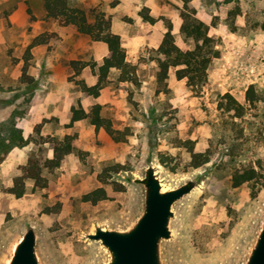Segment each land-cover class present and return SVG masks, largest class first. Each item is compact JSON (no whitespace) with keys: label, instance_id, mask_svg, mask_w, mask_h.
<instances>
[{"label":"rangeland","instance_id":"obj_1","mask_svg":"<svg viewBox=\"0 0 264 264\" xmlns=\"http://www.w3.org/2000/svg\"><path fill=\"white\" fill-rule=\"evenodd\" d=\"M24 1L25 18H12ZM38 1L0 0V264L7 263L29 225L39 231L45 264H103L104 249L84 235L98 225L126 227L138 217L143 192L129 179L143 176L150 157L168 188L202 176L201 185L176 206L174 237L166 245L168 263L241 264L264 217V0H191L196 16L210 26V35L223 39L222 55L201 90L178 80L175 68L167 84L159 85L157 49L139 46L136 54L125 49L127 58L136 61L129 63L136 68L137 80L120 82L119 72H112L99 97L88 95L80 85L98 83L105 58H96L105 50L97 41L67 42L69 56L89 65L80 76L73 65L69 73L70 62L57 63L55 73L45 68L41 53L27 56L28 47L42 35H49L48 52L63 41L55 21H40L45 7ZM69 2L92 11L93 19L111 18L119 31L130 25L129 33L150 32L143 25L144 15L151 12L145 1ZM153 2L166 31L167 24H173L177 44L184 50L194 48L181 32L185 0ZM233 21L238 32L230 30ZM37 29L43 32L35 34ZM252 86L255 102L247 97ZM65 94L69 98L58 100ZM227 94L238 102L242 117L228 110ZM78 102L88 112L100 104L102 115L116 129L130 128L127 140L115 142L89 120L69 127L70 103L73 107ZM13 126L21 135L8 131ZM67 135H76L75 151L59 168L44 166L54 156L50 142H61ZM9 144V152L1 147ZM194 153H205L208 163L195 167ZM31 159L42 164L45 187L31 178L19 180ZM116 167L122 170L116 173ZM239 170H254L256 176L234 187ZM101 174L109 183L102 182ZM22 182L26 193L18 197L14 191ZM117 183L125 190L118 191ZM99 187L107 189L109 199L96 205L83 201Z\"/></svg>","mask_w":264,"mask_h":264},{"label":"trees","instance_id":"obj_2","mask_svg":"<svg viewBox=\"0 0 264 264\" xmlns=\"http://www.w3.org/2000/svg\"><path fill=\"white\" fill-rule=\"evenodd\" d=\"M44 7L47 12V17L56 20L62 26H74L77 30L90 36L94 41L104 42L108 45L109 55L105 57L103 64L99 67L98 83L92 87L88 86L84 81H80L82 90L88 95L99 97L101 90L108 83V78L112 72H119L118 81L120 82H135L137 80L136 68L127 62V54L122 46L121 36L112 32V20L104 15H96L92 18V11H87L81 7L72 6L69 0H43ZM186 9L182 11L181 17L183 24L181 32L186 40H192L195 43L194 48L184 50L176 42V37L173 32V24H167V32L164 35L163 42L158 53L157 66V82L159 85H166L169 79L171 69L175 68L178 80H186L190 88L195 91L201 90L202 87L208 83L209 72L214 65L215 60L222 55L220 46L223 45L221 37L210 35V26L196 16V9L192 5L191 0H185ZM144 18L150 23H155L157 20L149 14H145ZM93 19V20H91ZM217 23H214V26ZM230 30L238 32V27L233 21L230 23ZM49 40L47 35H42L32 42L27 49V56L31 57V50L37 45L47 43ZM76 74H80L81 70L87 63L73 62ZM248 101L255 102L256 92L255 87L252 86L247 93ZM229 99L228 110H236V117H242L243 111L240 110L238 102L230 94L226 95ZM237 106V107H236ZM73 117L69 127H73L75 123L82 120H89L97 130L104 129L105 132L115 142H125L131 130L129 127L118 130L114 127L110 118L102 115V106L96 104L90 112L86 111L81 102L72 107ZM10 133L15 135L20 134V130L15 126L8 129ZM21 135V134H20ZM19 135V136H20ZM76 135H67L59 142L54 140L50 142L51 149L54 151V156L48 159L44 166L48 168H59L64 157L75 151ZM4 140V139H3ZM2 139H0V142ZM5 141V140H4ZM4 144V143H2ZM6 147L9 152L12 145H1ZM209 157L205 153H194L193 163L195 167H200L208 163ZM42 164L38 159H31L26 169L25 175L19 178L20 181L31 178L36 182L37 186L45 187L47 185L46 179L41 175ZM122 170L119 167L114 169L118 173ZM104 174L100 175L102 182L109 183L104 178ZM256 176L254 170L237 171L233 176V186L240 187L243 184L253 180ZM117 190H125L124 185L117 183ZM18 197H22L26 193L25 182L17 191H14ZM84 202H89L94 205L103 200L109 199L108 191L105 187H99L82 197Z\"/></svg>","mask_w":264,"mask_h":264},{"label":"water","instance_id":"obj_3","mask_svg":"<svg viewBox=\"0 0 264 264\" xmlns=\"http://www.w3.org/2000/svg\"><path fill=\"white\" fill-rule=\"evenodd\" d=\"M130 183L141 186L142 210L126 227L96 226L84 235L99 242L106 253L103 264H169L166 245L174 237L176 206L201 185L202 176L175 188H165L152 158L142 177ZM38 229L29 225L14 244L6 264H45L40 251ZM241 264H264V217Z\"/></svg>","mask_w":264,"mask_h":264},{"label":"crops","instance_id":"obj_4","mask_svg":"<svg viewBox=\"0 0 264 264\" xmlns=\"http://www.w3.org/2000/svg\"><path fill=\"white\" fill-rule=\"evenodd\" d=\"M91 1H113V0H91ZM123 1V0H122ZM132 1H145L144 3L146 4L147 8H149L151 10L150 12V16L153 17L154 19H156L157 21L155 23H150L148 21L143 22V25L147 26V28H150V32L147 34L145 33L140 34V33H129L130 32V28L131 26L129 25L127 28L125 27L123 32L119 31L116 29L115 27V23H113L112 25V32L115 34H119L121 36V40H122V46L124 49L127 50V53H135L137 48H140L139 46H144V47H150L153 49H159L163 39H164V35L167 32L163 23V20L160 19V17L158 15H156V5L153 1L156 0H132ZM28 1H24V3L20 4V8L19 10L14 13V15H12V18H16L17 16H21L24 17L26 16V10L28 8ZM39 4L42 6V8L44 9V1L40 0L38 1ZM44 14H45V19L40 20L43 22H50L53 19H50L47 17V12L44 9ZM55 21L57 28H56V32L60 35L61 39L63 40L62 43H60V45L56 48H54V50H52L51 52L47 51V45H49V41L50 38L48 40L47 43H44L42 45H37L34 48H32L33 53L32 55L37 56L39 53H41V57L40 59L43 61V64L45 66V68H48L50 71L56 72L57 70V63H65L67 64L68 62L71 63V69H70V65L68 64L66 66L67 70L69 71L70 74H72L73 69H72V63L73 62H84L85 63V59H76L73 58L72 56H69V52L70 49H72L71 47L67 46V42L70 41V39L72 38H78L79 39V44L81 45V42L84 40H89L92 39L90 36L88 35H84L82 33H80L77 28H75L74 26H62L60 25V23L56 20ZM39 32V33H37ZM43 31H40L39 29H37L35 34H40ZM54 32V31H52ZM45 34V33H44ZM49 36V35H47ZM97 43L102 44V49L105 50L104 55L102 56V58H96L97 61L99 60H103L105 57H107L109 55V48L108 45L104 42H99L97 41ZM88 50V49H87ZM125 50V51H126ZM79 54L81 51H79ZM136 54V53H135ZM127 62L129 63H134L136 64V61L131 60L130 57L127 58ZM42 66V67H44ZM89 66H86L85 68H83V74H85V72H87ZM52 74L53 76L55 75ZM68 73V74H69ZM67 74V75H68ZM69 74V75H70ZM81 74H79L80 76ZM170 76V74H169ZM172 76V75H171ZM66 98H69L66 94L63 97H58V100L60 99V101H64ZM71 108H72V103H70V111H68L69 113L67 114V118L68 120H70L73 117V114L71 112Z\"/></svg>","mask_w":264,"mask_h":264},{"label":"bare ground","instance_id":"obj_5","mask_svg":"<svg viewBox=\"0 0 264 264\" xmlns=\"http://www.w3.org/2000/svg\"><path fill=\"white\" fill-rule=\"evenodd\" d=\"M165 188H167L165 185H164Z\"/></svg>","mask_w":264,"mask_h":264}]
</instances>
